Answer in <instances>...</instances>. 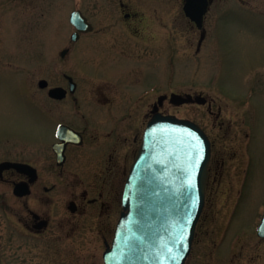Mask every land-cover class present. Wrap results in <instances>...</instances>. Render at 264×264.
<instances>
[{"label": "rangeland", "instance_id": "1", "mask_svg": "<svg viewBox=\"0 0 264 264\" xmlns=\"http://www.w3.org/2000/svg\"><path fill=\"white\" fill-rule=\"evenodd\" d=\"M126 1L143 13V24L153 18L161 21L160 29L157 27L153 31L151 28V40L163 36L166 50L160 57L151 53L149 58L146 54L145 59L133 58L137 67L157 62L159 57L158 70L154 71L156 67L152 64L142 73L138 68L134 69L133 80L119 85V89H127L128 96L133 91L134 95L143 91L132 115L137 136L135 152L118 154L119 161H125L126 170L129 169L145 127L142 114L157 95L173 91L200 93L212 98V110L215 114L221 110L216 122L209 114L207 104L176 106L168 100L164 104L168 114L193 120L213 141L205 203L185 264H264V239L256 233V225L264 211V0H212L204 18L203 33L185 15L184 0H157L156 11L153 7L149 10L145 0ZM116 2L5 0L7 10L4 5V12L7 14L3 17L1 6L4 3L0 0V30L3 19L7 24V35L10 28L19 26L15 41L3 42L0 32V130L7 123L18 121L22 130L27 131V117L35 114V111L25 109V103L21 110L15 95L17 85L30 88L33 93L37 90L35 100L42 104L47 95L39 90L38 80L46 79L49 86L66 85L61 72H69L80 84L81 95L84 90L88 93L103 83L109 85L112 98L119 97L117 80L108 79L84 64L95 65L98 58L85 60L81 56V42L70 40L74 27L68 19L70 11L79 8L90 19L96 20L102 9L101 3ZM88 37L94 39L95 34ZM67 46L70 50L65 58H61L59 53ZM84 97L88 98V95ZM66 104H56V114ZM61 119L55 115V125ZM30 129H34V123ZM124 146L119 145L120 148ZM22 147L25 149L29 145L24 142ZM218 156L223 160L220 166L214 162ZM121 191L122 186L118 187L116 209L109 218L104 214L77 215L72 219L74 232L68 241H59L53 249L43 248L44 243L39 241L36 245L40 248L22 250L15 262L104 264L102 235L108 242L112 238L121 210Z\"/></svg>", "mask_w": 264, "mask_h": 264}, {"label": "flooded vegetation", "instance_id": "2", "mask_svg": "<svg viewBox=\"0 0 264 264\" xmlns=\"http://www.w3.org/2000/svg\"><path fill=\"white\" fill-rule=\"evenodd\" d=\"M145 1L149 10L153 7L156 11L157 0ZM3 3L1 7L5 17V0ZM211 4L212 0H209L208 11ZM100 5L102 9L96 20L90 19L80 9L91 24V29L79 32L78 38L72 42H81L79 53L85 60L88 57L98 58L95 65L85 62L88 68L95 69L96 73L108 79L117 80L119 97L112 98L109 85L103 83L97 84L88 93L84 90L81 95L80 84L69 72H61L66 85H54L63 87L65 96L61 99L49 96L48 89L54 86L48 84L39 89L47 95L42 104L35 100L37 90L33 93L30 88L17 85L15 95L21 110L25 103V109L35 111V114L33 112V117H27V131L22 130V124L18 121L9 122L0 130V264H17L15 257L22 250L37 248L39 241L44 243L42 247L45 249H53V245L59 241H68L74 232L72 219L77 215L92 217L94 214H104L105 218H109L116 209L118 187L124 184L128 172L126 162H120L117 155L135 152L137 136L132 115L134 105L141 99L139 94L143 92L134 95L133 91L128 96L127 89L121 90L119 85L133 80L131 75L134 69L138 68V72L142 73L146 68L149 70L152 64L156 67L154 71H157L159 57L164 54L166 47L163 36L151 40V28L156 31L157 27H162L157 18L146 20L143 24V13L126 0ZM155 15L158 16V12ZM6 26L3 19L1 40L5 43L15 41L19 26L10 28L8 35ZM89 34H95V38L91 39ZM64 49H67V53L62 57V49L59 53L61 58L67 56L70 46ZM151 53L159 56L157 62L134 66L133 58L145 59V54L149 58ZM68 76L75 82L72 91ZM85 94L88 98L84 97ZM167 95L159 94L149 102L147 110L142 114L145 123L153 110L167 113L164 108ZM161 96L165 97L160 102ZM206 99L209 114L214 120L219 118L221 110L215 114L212 110L213 99ZM61 103L67 104L56 114L55 106ZM55 115L62 118L56 125ZM33 123L34 129H30ZM58 125L67 126L75 134L69 133L68 141H62L56 136ZM209 139L211 161L213 141ZM24 142L29 147L23 149ZM62 142L64 160L58 164L55 145ZM120 144L125 146L120 148ZM214 162L218 166L223 164L220 156ZM9 163L24 165V169ZM104 223L102 220L101 225L104 226ZM102 240L105 245L111 239L108 242L102 235Z\"/></svg>", "mask_w": 264, "mask_h": 264}, {"label": "water", "instance_id": "3", "mask_svg": "<svg viewBox=\"0 0 264 264\" xmlns=\"http://www.w3.org/2000/svg\"><path fill=\"white\" fill-rule=\"evenodd\" d=\"M208 5L209 0H184V13L198 29L203 28ZM70 22L76 28L72 40L78 38L79 31L91 29L80 10L71 12ZM66 53L63 49L60 55ZM67 78L72 91L75 83ZM38 85L44 88L48 82L40 79ZM48 94L61 99L65 90L51 87ZM169 102L176 106L205 104L206 97L172 92ZM152 112L123 187L120 216L111 244L102 254L104 264H185L191 250L204 206L210 141L193 121ZM69 133L75 134L60 125L57 136L68 141ZM62 147L63 142L55 145L58 164L64 160ZM11 165L24 169V165ZM257 234L264 238V213Z\"/></svg>", "mask_w": 264, "mask_h": 264}]
</instances>
